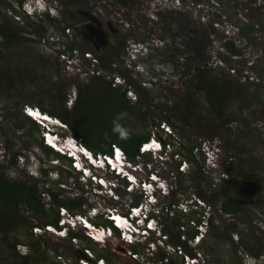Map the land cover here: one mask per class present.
Instances as JSON below:
<instances>
[{"label": "rangeland", "instance_id": "rangeland-1", "mask_svg": "<svg viewBox=\"0 0 264 264\" xmlns=\"http://www.w3.org/2000/svg\"><path fill=\"white\" fill-rule=\"evenodd\" d=\"M55 1L59 6L58 0ZM131 1L129 7L116 5L120 15L116 16V20L125 23V30L129 31L124 35L126 41L151 40V46H156L150 52L151 63L145 67L155 84L146 82L148 75H138L135 78L120 67L118 71H112L115 74L122 73L121 76L126 80L129 78L142 85L143 89L138 88V93L133 92L130 98L139 99L142 109L151 116L141 113L123 97V92L131 88L135 90L134 87H118L121 90L113 93L107 83L114 81L113 78L70 70L67 63L60 59L62 49L59 45L53 48L54 42L49 45L42 42L44 37L63 35L64 26L68 22L61 15L63 9L97 12L96 3L90 0H69L67 5H60V16L51 17L54 21L43 19L47 34L42 37L31 34L30 30L22 33L28 38L22 39L23 41L7 42L5 36H0V165L5 167L6 176L12 180L22 179L28 184L34 183L35 179L41 180V192L51 189L60 194L62 202L74 200L71 198H81L84 201L76 210L66 207L69 211L65 216L71 222V231L81 235L82 239L71 237L70 230L62 234L49 232L46 226L52 225H45L41 215L30 211L27 216L34 226L31 227L30 223L28 227L21 226V229L6 235L0 231V264H21L25 261L23 256L30 257V261L37 259L41 261L40 264H80L82 261L98 264L102 258L108 264H189L186 257L188 254L185 252L187 250L195 254L198 264H264V259L260 260V256L256 255L261 250L264 251V103L259 105L253 102L251 109H242L250 101L249 98L257 100L259 97L264 100V78L260 76L261 73L264 74V0H229L223 7L209 0H180L179 6L174 5L173 0ZM18 3V0H0V26L10 22L17 28L19 25L23 27L28 17L20 15L22 7ZM29 19L38 21L40 16ZM69 41L68 37L62 38L63 43ZM231 42L239 50L237 55H233L227 47ZM79 45L84 49L89 48L84 43ZM115 48L121 49L118 46ZM125 55L124 53L123 57ZM196 62H201L203 68L215 69L216 79L221 77L224 70L239 82L234 91L240 93V97L230 101L227 115L218 121L205 108L197 110V101L205 102V99L191 84V78L184 75V70H189V76L194 74L195 68L191 70L189 65ZM98 77L103 78V84H98L99 81L95 84L101 79ZM121 80L124 83L123 78ZM138 84L137 87L140 86ZM79 88L86 107L83 113L89 116L85 119L82 113L81 121L76 125L72 127L69 124L70 129L59 130L62 136H76L77 132L82 135L84 143L89 136L91 141L94 140L92 143L97 145L102 132L111 129L114 116L123 111L128 114L122 123L131 130L129 138H134L133 134L137 133L154 135L152 123L165 121L177 136L166 134L164 129L159 132L165 134L167 140L177 141L179 145L182 141L183 147L192 148L195 145L193 154L197 159L196 164L191 165L189 155L182 147L177 148L180 159L174 156L161 158L155 154L144 155L140 152L139 157L131 160L126 154L128 161L134 166V169L129 168L131 173L140 182L147 179L151 181L152 173L157 175L154 178L163 183L167 193L165 195L157 188V184L148 186L150 190L145 192L142 186L131 187V184H127L130 180L125 176L117 177V174L108 171L103 174L108 186L105 189L83 173H77L66 160H57L56 155L47 154L42 147L40 127L25 118L23 110L30 105L54 109L60 115L71 113L76 101L68 98L67 102H62L61 96L64 91L68 94L71 92L73 100H76ZM175 106L180 116H187L188 110L196 116L201 114V125L174 123L173 126L167 119H161L168 114L166 108ZM76 126L78 131H74ZM232 145L234 149L230 148ZM15 153L18 155L16 163H13ZM181 160H187V165L183 162V169ZM230 164L237 169L243 166L250 173L253 168L252 175L260 177L261 181L250 182L249 189L254 193L260 188L261 194L242 196L228 191L225 196L216 198L217 203L211 207L208 204L206 207L202 206L204 203L193 197L201 206L190 208L189 202L192 201L189 199L196 194L197 187L207 191L210 179L219 186L223 183L222 179L231 177L227 171ZM200 167L207 171L209 180L200 177L195 182L189 173H179L184 169L195 173ZM47 169L54 173L46 174ZM150 191H157L154 224L160 223V228L164 225L165 229H161V233L149 232L150 236L140 237L137 243L134 240L132 245H138L141 254L132 255L126 249V246L131 245L116 235L118 232L114 227L105 223L112 210L129 216L134 208H141L136 214L141 215L152 206V202H148L149 198L146 197ZM207 194L210 196L212 193ZM229 195L238 199L240 211L228 213L221 209ZM42 199L48 220L51 221L58 214L63 218V211L56 203L51 202L48 193L43 194ZM181 202L184 205H180ZM141 203L145 207L142 208ZM194 214L196 217L204 215L205 221L210 218V222L214 223L213 228L211 223L208 228L205 225V230L212 229L209 235L205 233L208 238L205 242L203 239L198 243L197 238L191 237L196 225ZM76 216L86 218L95 225L97 231L112 229L113 234L96 240L88 237L90 242L84 239V224ZM180 216L184 217L183 224L190 226L177 229L174 221ZM36 228L40 229L35 233ZM167 230L170 231L166 237L170 240L180 234L186 248H175L169 241L166 242L164 235ZM159 238H163V241ZM35 243L41 244L40 251H35ZM35 246L39 247L37 244ZM101 254L104 257H100Z\"/></svg>", "mask_w": 264, "mask_h": 264}, {"label": "trees", "instance_id": "trees-1", "mask_svg": "<svg viewBox=\"0 0 264 264\" xmlns=\"http://www.w3.org/2000/svg\"><path fill=\"white\" fill-rule=\"evenodd\" d=\"M59 1L61 2V5H67V1H69V0H59ZM209 1L210 2L214 1L216 5H218L219 7H223L229 0H209ZM18 2L21 5L24 2V0H18ZM0 13L2 14V9H0ZM61 15L65 16V18L71 20V26H74V23H76L80 19V16L77 13L70 12L66 9L65 10L63 9L61 11ZM45 18H46L45 20L54 21V19L51 18V16H49V15H47ZM43 19H40L38 21H30V19L28 17L26 19V23L23 25V27H21L19 25L18 28L16 26H13L14 25L13 23H10V22L7 23L6 22L4 25L0 26V36H5L6 37L5 39L7 42L15 41V40L23 41L24 39H28V38H25V36L22 35V33L24 31L30 30V31H32L31 34H33V35L38 34L39 37L40 36L42 37V36L47 34V27L45 25V20H43ZM66 28H67V25L64 26V29H66ZM119 47L121 49L114 48L113 50H109L108 52L105 50L106 54L102 51V53H101L102 59H103V62H105V64H112L114 62H117L119 64L124 63L122 57H123V53L125 52V44L124 45L121 44ZM227 47H229V50L233 55L234 54L237 55L239 53V50H237L235 48V46H233L232 42ZM189 67L191 70H193V68H195L194 74L192 76H189V74H188L189 70H184V75H188V77L191 78V84L196 89L199 90L200 95H202L205 99V102L197 101V105H198L197 110L202 111L205 108V110L209 111L211 116L214 117V119L216 121L225 117L227 115L226 113L229 111L228 104L230 103V101L233 102L238 97H240V93L234 91L235 86L239 85V82H236L235 80H233L232 76L229 74H226L224 70L222 71L221 77L219 79H216L214 76L215 69L207 68V67L203 68L201 65V62L192 63L191 65H189ZM191 70H190V72H192ZM260 76L262 78H264V74L261 73ZM98 81H99V83H98ZM103 81H104L103 79H100V80L98 79L95 84H97V83L103 84L104 83ZM107 83L110 85V88L112 89L110 91H112L113 93L121 90L118 87L112 88L111 83L110 82H107ZM89 84H90V82H89ZM119 87H121V86H119ZM259 89H261V88L259 87ZM78 90H79V97L76 98V100H75L76 102L74 103V105H76V106L72 108L73 111H71V113L68 112L65 115H60L57 112H55L54 109H46L43 106L40 108L43 111L48 112L53 116L59 117L66 124H68V125L70 124V126L72 125V127H73V125H76L77 122L81 121V115L84 112L83 110L85 107V105H84L85 102H84V100H82V96L80 95L81 88H79ZM102 90L105 91L106 88H102ZM242 96H243V94H242ZM50 97H52V96H50ZM70 97H72L71 92L68 94L67 91L66 92L64 91V95L61 96V100H62V102H67L68 98H70ZM123 97L128 102H131V100H129L127 98L125 92H123ZM87 98H88V96H87ZM249 99H250V101L247 102V104H245L244 107L242 106V109L243 108L251 109V106H252L251 103H253V102L258 103L259 105H262L264 103L263 102L264 100L262 98H259V97H257V100H254V99L252 100L251 98H249ZM85 101H87V100H85ZM176 109H177L176 106L173 108H166V110L168 111V114H166L167 116L162 117L161 119H167L168 122L170 124H172L173 126H174V123L175 124L183 123V124L188 125V126L201 125V122H202L201 119L203 118L201 114L196 116V114H194V112H192L191 110L190 111L188 110L187 116L186 115L180 116L179 114H177ZM170 113H171V115H170ZM88 116L89 115L84 114L85 119L88 118ZM154 117H156V116H154ZM25 118L29 119L26 116H25ZM29 120L31 122H33L31 119H29ZM198 120H200V121H198ZM33 124L38 126L35 122H33ZM74 131H78L77 126H76V129H74ZM75 134L77 137H82V135L78 134L77 132ZM133 135L135 136L134 138H128L127 140H121L118 138V136L116 134L112 133L111 129H110L109 131H103L102 132L99 143L97 145L92 143L94 140L91 141L89 139L90 138L89 136L86 137L87 138L86 139V143H87L86 145L89 148H92L93 150H95L96 152H100V153L102 152V153H108V154L112 153V144L113 145H119L128 154L129 159L135 160V158L139 157L141 154L140 153L141 144L143 142L148 141L149 138L152 136V133L148 134V135H139L138 133L133 134ZM179 140L181 141V139H179ZM42 147H43V150L47 154L56 155L58 157L57 160L62 159V160L67 161L66 157L61 156L59 153L54 152L50 148L44 146V144H42ZM179 147L180 148L182 147L183 150L185 149L187 151L191 165H192V163H194V165H195L197 162V159H196V156L193 154V150L196 146L193 145L192 148H190V147L187 148L186 146L183 147V143L181 141V145H178V148ZM230 148L234 149L235 147H233V145H232ZM242 151L245 153L244 150H242ZM17 155L18 154L15 153L13 163H16ZM147 155H151V154H147ZM67 163H68V161H67ZM4 168H5L4 166L0 165V169H2V172H0V231H2L5 235L8 233H11L13 231L16 232V230L21 229V226L22 227H28L29 224L31 223L28 219V216H27L30 211H33L34 213H36V215H38V214L41 215L45 225L51 224L54 227L60 228L59 222H60L61 216L59 214L54 216V218L51 221H50V219L49 220L47 219L48 217H46L47 211L45 208V202H43V199H42L43 194L48 193L50 196L51 202L56 203L59 206V208H61V207L66 208L67 207L68 209L70 208L72 210H76V209L80 208L84 203V201L81 200V198H71V200L72 199H74V200L62 202L60 200V194L52 191L51 189H47L46 192H41V180L35 179L34 183H32V184H28L27 181H24L22 179L12 180L6 176ZM192 169H194V168H192ZM227 171L229 172L228 175L231 177L222 179L223 183L221 182L222 184H220L219 186L215 185V183L213 182V180L210 179L207 171L205 169H203V167H200L198 170H196L195 173H193L192 171L191 172L185 171L184 173H181V172H183V171H181L179 173H180V175H186V174L188 175V173H189V175H192V178L195 180V182L200 177H204L208 180L210 179L209 189L207 191H202V190H200V188H198L196 186L197 187L196 194H193L197 198H199V200L202 201L205 205L208 204L210 207L214 206L217 203L216 198H219L220 196L221 197L225 196L226 192H228V191L236 193L237 195L241 194L242 196L243 195L245 196L248 194L254 195L256 193L258 195L261 194L260 192L262 190H259L260 188L258 189V191L254 192V193H251L250 189H249L250 185H251V184H249L250 182H256V181L260 182L261 181L260 177H258L256 175H252L253 168H252V173H250V172L244 170L243 166H240V168L237 169L234 165L230 164L229 170H227ZM45 172H46V174H48L49 171L46 170ZM91 183H93V181ZM218 187H221V188L219 190H217ZM209 192L212 193L210 196L207 194ZM231 195L227 196V200L223 203L221 209H225L228 213H232V212H236V211L238 212L241 209V205H240L238 199L232 198ZM176 202H177V200H176ZM134 205H138V203H134ZM116 210H118V209H116ZM203 216L204 215L196 217V214H194V218L196 221L194 223L200 224L203 221ZM174 219H176V218H174ZM183 219H184V217L180 216L179 218H177V220L174 221L175 227H177V229H179V230L182 227H185L186 225L190 226V224L184 225L182 222ZM210 221H212V220L209 219L208 224L211 223ZM106 222H107V223H105L106 225H111L112 227H114L111 221L106 220ZM211 224H212L211 228H213L214 223L212 222ZM34 225L35 224L31 223L30 226L32 227ZM45 225H40V226L43 227ZM196 226H195L194 233L191 234V237H194L195 234L199 232L198 229L196 228ZM168 229H170V228H168ZM210 229H209V231H207V233H206L207 235H209ZM168 231H170V230L165 231L166 236H168ZM211 231H212V229H211ZM31 235H33V234L31 233ZM70 235L73 238L82 239L81 235L74 233L73 231H71V229H70ZM207 235H204V238H203L204 242L208 239V238H206ZM84 239H87L90 241V239L87 238L86 236ZM169 243L173 244L175 246V248L176 247L186 248V245L184 244V242L181 241L180 234L176 235L175 238H172L171 240L169 238ZM36 244L39 246L38 248H36V246H35ZM35 245H34L35 251H40L39 248H40L41 244L35 243ZM14 247H15V244H14ZM127 248L129 249L131 254H135V255L141 254V251L139 250L138 245L126 246V249ZM182 252H183V250H182ZM185 252L188 255L195 256V254L193 252H190L188 250ZM262 253H264L263 250L258 252L256 254L257 257L261 256ZM100 257H104L103 254H101ZM23 259L25 261L22 262L21 264H33V262L36 264L41 263V261L39 262L37 259L30 261L29 260L30 257H28V256H25V257L23 256ZM8 264H16V263L10 262ZM53 264H61V263L58 262V263H53Z\"/></svg>", "mask_w": 264, "mask_h": 264}, {"label": "clouds", "instance_id": "clouds-1", "mask_svg": "<svg viewBox=\"0 0 264 264\" xmlns=\"http://www.w3.org/2000/svg\"><path fill=\"white\" fill-rule=\"evenodd\" d=\"M175 1L173 0V4L175 5ZM59 2V6L58 3L55 0H29L26 1L24 0V2L20 5L22 7V9H20L21 13L20 15H27V17H34L37 18L40 16V19L45 18L47 15L51 16V17H58L60 16V5L61 2L58 0ZM178 6L180 5V0H179V4H177ZM19 16V15H17ZM67 26H71V23H67ZM74 27V26H71ZM74 30L76 32V34H80V32L74 27ZM81 41L80 43H84L83 42V38L80 36ZM133 41V40H132ZM132 41H126L125 42V57H123V61L124 63L119 64L117 62H114L112 64H105V62H103L102 59V54L101 56H99L96 51L97 48L93 47H89V48H82L84 51L86 50H92L94 57H98L100 59V67H102L104 69V71L106 72V76L110 79L113 78V80L110 81L111 85L113 88L115 87H119V86H124L126 88H128V84L126 81H124V83L121 81H116V76L120 75V74H115L113 71H118L117 69L123 68L125 71H129L132 73V75L136 78L138 75L140 76H145L148 75L146 82L149 81V83H153L154 78L152 77V79H150L151 75L150 73L146 72L147 70H145L146 66H149V56H150V52H153V49L156 48V46L152 47L150 41L144 42V41H137L134 40V43H131ZM85 44V43H84ZM93 48V49H92ZM95 48V49H94ZM102 53V52H101ZM123 53V54H124ZM89 60H92V57L88 58ZM106 65V66H104ZM142 67L144 69H142ZM113 70V71H112ZM122 77V76H121ZM101 78V77H98ZM103 79V78H101ZM114 82H116L114 85ZM120 84V85H118ZM155 84V83H153ZM130 87V86H129ZM132 87V86H131ZM133 92H135V90H133L132 88L125 92V94H127V97L129 98V100H133L131 97V95L133 94ZM71 100L73 102H75V100H73L72 97H70ZM137 100V99H136ZM133 100V101H136ZM31 110V111H29ZM23 113L26 117H28L29 119H31L33 122H35L39 127H40V134H41V138H42V144H44V146L50 148L51 150H53L56 153H59L61 156H64L67 158L68 164L71 165V167L73 168V170L78 171L77 173H83L85 177L87 178H91L94 180V182H96L97 185H101L103 188L107 189V182L103 176L104 173H106V171L112 173V174H117L116 176H125L127 179L130 180L129 183L127 184H131V187H135V185L137 186H142L143 190L146 192L149 189V187L147 186L146 188H144L143 182H145L146 184L148 182H151V186H153V184H157V188H159L161 190V192L164 194L166 193V189L163 186V183L161 182L160 179H155L154 177L157 176L155 174H153V177H151V181H149V179H147V181H139L133 173H131L130 171V167L132 169H134L132 162L128 161V157H127V153L125 152L124 149H122L119 145H112V153L108 154H97L95 151H93L92 149H90L86 143H84L83 139L81 137H76L74 135L71 136H62L61 133L59 132V130H65V129H70L69 125L66 124L63 120H61L59 117L53 116L48 112L43 111L39 106H26L23 110ZM35 113V115L33 114ZM127 113L126 112H119L117 113L113 120H112V127H111V132L116 134L118 136L119 139L121 140H127L130 135H131V130L129 129L128 126H126L124 123H122V121L127 117ZM42 118V119H40ZM163 121L155 124V128L157 129V131L159 132L160 130H163L164 128H161L160 125ZM161 134V139L156 137L155 134L152 135L148 141L143 142L147 145H149L151 142H155V139H159L161 141L164 142V134L159 132ZM154 139V140H152ZM82 142V144H81ZM141 144L140 146V152L142 154H151V155H157L154 151H159L161 154H164L166 147L162 146L161 147L158 146V149H144V145L145 144ZM146 145V146H147ZM180 162H183V160H181ZM59 163V162H58ZM123 169V170H121ZM48 170V169H47ZM94 170H97V172H94ZM48 174H52L54 173V171H50L48 170ZM100 172V173H99ZM185 172V171H184ZM34 173V172H33ZM151 174V175H152ZM34 175H36V173H34ZM127 185V187L130 188V186ZM161 186V187H160ZM100 187V186H99ZM163 187V189H162ZM156 192H151L149 194H147V198L148 202L151 201L152 204L155 205L156 202ZM167 195V193L165 194ZM198 199L195 195H192L191 198L189 199V201H192V203L189 202V207H200L201 205H198V202L195 201V199ZM187 201V200H184ZM198 205V206H197ZM202 206H205V204H203ZM155 206H151L147 211H144L141 215H136L138 214L141 210H139V212H133V217L127 216L126 220L124 219L125 217H123L124 215L120 214L119 212L117 213L116 211H110L107 218L112 222L113 226L117 229V232L119 234H121V236H119L118 233H116V235H118V237H121L122 240L124 242H126L128 245H132L134 243V240H137L142 237V236H150L149 232H155V231H159L160 233L162 232L163 228L165 229L164 225H162V227L160 228V223H158L157 225L154 224L155 219ZM60 210L63 211L64 215L63 218L61 216L60 219V228L54 227V226H46L47 230L49 232H58L60 234L67 232L70 230L71 226H69V224L71 225L70 221H67L66 216V212L68 211L65 207H61L59 208ZM66 209V210H65ZM122 217V222L123 225L120 223L121 220L117 219V217ZM76 219L78 221H82L84 224V229L86 230V237H90L89 236V232L91 230L97 231V228H95V225H93L90 221H88L86 218L84 217H80V216H76ZM128 219H130L133 222V226L128 225ZM210 219V218H209ZM209 219L206 221L203 218V221L200 224H196V228L198 229V233L195 234V236L193 238H197L199 240H203L204 235H206L205 233H207V230H205V225L208 228V221ZM62 220L63 223H62ZM73 225V224H72ZM162 229V230H161ZM36 230H38L37 228L35 229V233L37 232ZM98 235H96L97 238L92 237L93 240H96L98 238H108L109 236H111L113 234V230L109 229V231H103V230H99L97 231ZM164 232V231H163ZM166 234V233H165ZM161 236V235H160ZM166 237V235H164ZM202 236V237H200ZM160 240L163 241V238H159ZM166 242L169 241V238H165ZM194 240V239H193ZM192 240V241H193ZM169 246V243H167ZM184 254V253H183ZM185 255V254H184ZM190 258L187 259L189 260V264H198V258L195 256H191V255H187ZM186 256V257H187ZM264 259V253L260 256L259 258ZM196 260V261H195ZM80 264H87L86 262L82 261V263ZM98 264H108V261H106L105 258L100 259V262Z\"/></svg>", "mask_w": 264, "mask_h": 264}, {"label": "flooded vegetation", "instance_id": "flooded-vegetation-1", "mask_svg": "<svg viewBox=\"0 0 264 264\" xmlns=\"http://www.w3.org/2000/svg\"><path fill=\"white\" fill-rule=\"evenodd\" d=\"M90 2L96 3V7H98L97 12L84 9H78L77 11L71 10L70 12L77 13L80 16V19L74 23L75 28L80 32L78 36H81L84 39L83 42L90 48L93 46L97 48L98 51H96V53L101 56L102 51L113 50L116 46L119 47L121 44H125L126 39L124 35L129 31L125 30V23L116 20V16L119 15V10L116 8V5L130 6L132 1L90 0ZM67 23H71V20L68 19ZM95 27L97 29H95ZM104 44L105 46H103ZM127 72L132 75L131 72ZM123 80L126 81L130 87H134L136 93H138V88H142L139 82L130 81L129 78L126 80L125 77H123ZM137 84L140 86L137 87ZM131 104L144 115L151 116V114L142 109L139 99L131 101Z\"/></svg>", "mask_w": 264, "mask_h": 264}, {"label": "built area", "instance_id": "built-area-1", "mask_svg": "<svg viewBox=\"0 0 264 264\" xmlns=\"http://www.w3.org/2000/svg\"><path fill=\"white\" fill-rule=\"evenodd\" d=\"M178 2H179V0H176L175 4H179ZM64 36L68 37L70 39L69 43H63L62 42V38H64ZM80 41H81L80 36H78V34H76L74 27H71V26H67V28L64 29L63 35L58 34L57 36L44 37L42 39V42L47 44V45H49L50 42H54L53 48H55V46L59 45V47L62 49L60 59L62 58L67 63L70 70H77L78 72L84 73L85 75L86 74H88V75L92 74V75H96V76H101L102 74L105 75L106 72L104 71V69L102 67L99 66L100 65V59L96 56L94 57L92 50L84 51L81 48V46L79 45ZM89 57H92V60H89L88 59ZM62 59H61V61H62ZM121 78H123V77H121V75H117L116 81H118V82L121 81ZM115 83L116 82H114V85H116ZM146 84L147 83H144V85H146ZM151 84H153V83H151ZM160 127L164 128V130L166 131V134H168V135L174 134V137L177 136L175 134V132L173 131L172 127L167 122L163 121L161 123ZM152 140H154V139H152ZM155 140H156L155 143H157L159 147H161V144H162V146L166 147L164 154H162V155L158 154L159 157L164 158V157L174 156V157H176V159L181 158L180 152L177 150L178 145H179L178 143H176L177 141L174 142L172 140H167L165 134H164V142L159 140V139H155ZM178 141H179V139H178ZM81 144H82V142H81ZM146 145L147 144L144 145V149H145ZM183 162L187 165V161L183 160ZM183 162H182V169H183ZM182 171H185V169ZM150 176L153 177V174ZM143 185H144V188H146L147 186H151V182H148L147 184L145 182H143ZM181 204L184 205V203H182V202L180 203V205ZM137 211H138L137 208L133 209V212H137ZM133 212H131L129 214L130 217H133ZM123 217H125L124 219L126 220L127 216H123ZM128 221H129L128 225L133 226V222L130 219H128ZM37 229L39 230L40 228H37ZM96 235H98L97 231L91 230L89 232L90 237H96ZM132 255H135V254H132ZM189 258L190 257L187 256V259H189Z\"/></svg>", "mask_w": 264, "mask_h": 264}, {"label": "bare ground", "instance_id": "bare-ground-1", "mask_svg": "<svg viewBox=\"0 0 264 264\" xmlns=\"http://www.w3.org/2000/svg\"><path fill=\"white\" fill-rule=\"evenodd\" d=\"M40 119H42V118H40ZM143 144H145V143H143ZM145 148H146V149H149V150H150V149H156V150H157V149H158V144L155 143V142H151L149 145L145 146ZM154 152H155L157 155H158V154L162 155L159 151H154ZM180 164L182 165V162H180ZM121 170H123V169H121ZM140 206H141L142 208L145 207L143 203H141ZM152 206H155V205L152 204ZM137 209H138V212H139V210H141V208H137ZM145 209H146V208H144V210H145ZM147 210H148V209H146L145 211H147ZM117 219L121 220L120 223L123 225L122 217H119V216H118ZM123 226H124V225H123ZM201 241H202V240H199V239H198V243H200Z\"/></svg>", "mask_w": 264, "mask_h": 264}, {"label": "water", "instance_id": "water-1", "mask_svg": "<svg viewBox=\"0 0 264 264\" xmlns=\"http://www.w3.org/2000/svg\"><path fill=\"white\" fill-rule=\"evenodd\" d=\"M106 44H107V42H106ZM152 127L155 128V123H154V122L152 123ZM153 130H154V134H155V136L161 139V138H162V137H161V134L157 131V129L155 128V129H153Z\"/></svg>", "mask_w": 264, "mask_h": 264}, {"label": "snow or ice", "instance_id": "snow-or-ice-1", "mask_svg": "<svg viewBox=\"0 0 264 264\" xmlns=\"http://www.w3.org/2000/svg\"><path fill=\"white\" fill-rule=\"evenodd\" d=\"M29 111H31V110H29ZM34 115H35V113H33Z\"/></svg>", "mask_w": 264, "mask_h": 264}]
</instances>
